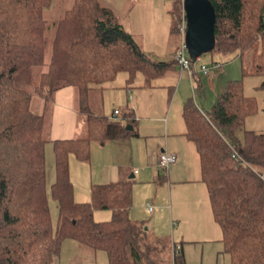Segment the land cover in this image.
<instances>
[{
	"label": "trees",
	"instance_id": "trees-1",
	"mask_svg": "<svg viewBox=\"0 0 264 264\" xmlns=\"http://www.w3.org/2000/svg\"><path fill=\"white\" fill-rule=\"evenodd\" d=\"M209 1L214 9L209 51L236 50L241 56L251 50L250 65H240L241 76L264 77V0ZM172 2L176 11L170 30L176 32L183 11L181 0ZM50 3L0 0V264H53L65 239L104 250L107 264H160L163 240L148 239L143 227L128 217L130 182L92 184L89 200L77 202L68 158L87 162L91 140L129 132L122 119L130 122L132 110L127 106L114 118L90 112L91 88L101 87L118 71L126 72L127 83L136 71L148 82L174 61L150 59L99 0H72L60 17L48 21L43 11ZM64 85L77 88L87 133L50 139L48 106L54 91ZM33 97L41 99L40 111L31 108ZM255 108L254 97L243 94L241 80L234 79L221 83L209 109H200L190 98L181 109L183 133L195 145L200 181L229 264H264V131L243 128L244 117ZM49 141L54 228L45 192L44 145ZM96 209L109 210L110 217L94 220ZM171 264H185L176 246Z\"/></svg>",
	"mask_w": 264,
	"mask_h": 264
},
{
	"label": "crops",
	"instance_id": "crops-1",
	"mask_svg": "<svg viewBox=\"0 0 264 264\" xmlns=\"http://www.w3.org/2000/svg\"><path fill=\"white\" fill-rule=\"evenodd\" d=\"M128 17L130 21L128 27L116 19L131 34L140 49L141 46L135 38L137 35H140L141 39H144V44L149 45L150 48L164 51L162 47L168 34L166 16L153 18L148 11L143 10L138 12V17L133 13ZM141 50L144 52L143 49ZM173 51L170 62H172ZM169 67L173 69L174 66L166 68ZM166 71L161 72L159 76H164ZM181 71L179 68L175 90L171 98L170 93L166 105L162 99L165 97L162 95L159 99L153 98L152 93L145 97L143 92L149 90L152 84L150 85V81L145 82L144 79L139 85L142 89L130 88V83L126 81L120 84L121 86L107 81L101 87L91 88L87 95V106L92 113L109 117L113 109H118L116 117L121 116L123 111L120 104L127 103L125 105L132 110L133 118L130 122L122 119V123L124 128L127 125L125 129L129 132L124 136L102 142L91 140L87 162L78 161L72 156L68 158V176L72 184V196L77 202L89 200V188L92 184H105L119 180L130 182L128 217L143 227L148 239L163 240L165 247L157 255L160 264L161 260L171 263L174 246L180 248L185 254L184 244H215L216 248L217 244L221 245L219 229L211 215L206 189L200 181L195 145L183 133L185 125L181 109L183 103L189 98L186 96L187 92L181 98L177 96L178 89L187 85ZM125 78L126 76H123V80ZM188 80L191 90L201 87V80H204L206 84L213 83L212 77L200 78L196 68ZM107 89H109L107 98L111 101L107 113H104L102 106L104 97L107 96ZM96 96L99 99L98 108L93 107ZM78 107V92L75 86L64 85L54 91L48 106L50 139L86 136V115L80 112ZM39 108L42 109L41 100ZM49 144L51 145L50 141ZM163 152L174 156L173 162L167 166L164 178L159 176L161 174L157 165L158 157ZM153 184L152 194L147 193V187ZM133 204L137 209H133ZM147 204L152 206L151 210H148ZM157 205L160 206L159 209ZM94 211L96 210H93L92 216L95 217V214L99 212ZM146 213L150 215L147 216ZM63 243L65 248L78 250L82 247L71 239L61 242L64 247ZM222 259L221 251L218 250L216 264H219Z\"/></svg>",
	"mask_w": 264,
	"mask_h": 264
},
{
	"label": "rangeland",
	"instance_id": "rangeland-1",
	"mask_svg": "<svg viewBox=\"0 0 264 264\" xmlns=\"http://www.w3.org/2000/svg\"><path fill=\"white\" fill-rule=\"evenodd\" d=\"M102 5L109 6L114 15L118 20H120L126 27L129 26V15L134 14L138 17V12H143V10L148 11L153 18H159L161 16H166L167 18V36L163 43V50H155L153 47L150 48L149 45L144 44V39H141L140 35L135 36L136 40L141 46V49L144 50V53L153 61H165L170 62V56L173 51V48L178 44L179 35L177 32H172L170 30V23L172 18L175 16L176 5L172 2V0H99ZM72 0H51L50 6L43 11L44 17L49 21L54 18H58L63 14L64 9L70 6ZM143 2V3H141ZM143 14V13H142ZM148 16V13H147ZM146 17V16H145ZM147 18V17H146ZM148 19V18H147ZM52 30L47 31V34L51 35ZM49 53V43L45 49V58L48 57ZM250 53L251 50L245 51L241 56L238 51H231L227 53H221L217 51H207L199 56L192 62L191 67L193 69H197L198 76L200 78L203 77H212L213 83H207L204 80H201L202 85L199 88H193L191 90L189 85V80L187 73L184 69H181L176 64H173V69L171 67L164 68L163 71L167 70L164 73V76H156L150 77L148 80L150 81V88L143 92L145 97H148L149 93H152L151 96L153 98H158L164 96L162 98L164 100V105H166V101L170 96L173 95L175 90L176 83L178 81V71L179 68L182 70L183 79L186 80V87L181 86L178 89V95L180 98L184 96L185 92H187V98H190L195 104H197L200 108L206 110L209 109L211 104L214 102L218 92V86L221 82L225 80H241V88L242 93L247 96H253L256 103V108L253 112L246 115L243 119V128L251 129L255 131H264V86H261V81L264 78L263 76L247 73L241 76L240 73V65L244 66L250 65ZM200 65L205 66L207 69V74H202L200 71ZM44 67V66H43ZM41 67V69H43ZM169 69V70H168ZM162 71V72H163ZM215 75V76H214ZM123 76H126L125 71H118L116 75L108 81V83H116L123 84L125 80H123ZM214 76V77H213ZM164 77V78H163ZM169 78V79H168ZM144 79V74L141 71H136L133 80L130 82V88H140V83ZM169 83H167V81ZM118 82V83H117ZM162 86H157V85ZM120 85V86H121ZM169 89V90H168ZM106 98L103 100V112L107 113V109L110 106V98L108 97V91ZM169 92V94H168ZM165 93V94H164ZM162 95V96H161ZM34 99L31 102V108L35 111H40L39 97H33ZM94 108H98L99 99L96 96L94 98ZM127 103H121V110L124 111L126 109ZM92 107V108H93ZM44 168H45V192L47 197V206L50 215L51 225L54 228L57 218V207L55 201L50 197L49 187L52 181L54 180V169H53V155L51 151V145L49 142L45 144L44 148ZM159 169V168H158ZM159 173L162 175V171L159 169ZM147 193L152 194V190L154 189V184L150 187H147ZM133 209H137V207L133 204ZM159 209V205L156 206ZM97 214L94 220H104L110 217V211L107 209H96ZM94 211V212H96ZM149 216V213H146ZM65 243H63L64 245ZM79 244V243H78ZM82 246V245H81ZM205 244V245H188L184 244L183 248L185 249L184 260L185 264H216V252L221 251V255L223 259L219 264H229L228 256L225 253H222L221 245L219 246ZM84 247V248H82ZM80 249L75 250L73 248L64 247L60 245V253L58 255V259L53 264H107L106 253L104 250H95L82 246ZM161 264H171L166 260H161Z\"/></svg>",
	"mask_w": 264,
	"mask_h": 264
},
{
	"label": "water",
	"instance_id": "water-1",
	"mask_svg": "<svg viewBox=\"0 0 264 264\" xmlns=\"http://www.w3.org/2000/svg\"><path fill=\"white\" fill-rule=\"evenodd\" d=\"M181 7L185 17L186 50L191 61H194L213 46L214 9L209 0H181Z\"/></svg>",
	"mask_w": 264,
	"mask_h": 264
},
{
	"label": "built area",
	"instance_id": "built-area-1",
	"mask_svg": "<svg viewBox=\"0 0 264 264\" xmlns=\"http://www.w3.org/2000/svg\"><path fill=\"white\" fill-rule=\"evenodd\" d=\"M264 11V7H263ZM176 32L179 35V41L178 44L175 46V49L172 54V60L174 63L179 66L181 69H184L188 75V77H192L194 69L191 67V60L188 56L187 50H186V44L184 40V32H185V17L184 13H181L180 21L176 25ZM200 71L202 74H207V69L205 66L200 65ZM118 113V109H113L112 114L109 116V118L116 117ZM174 160V156L172 154L168 153H161L158 157L157 165L158 168L162 171V174H165L168 164L172 163ZM148 210H151L152 206L147 204Z\"/></svg>",
	"mask_w": 264,
	"mask_h": 264
}]
</instances>
